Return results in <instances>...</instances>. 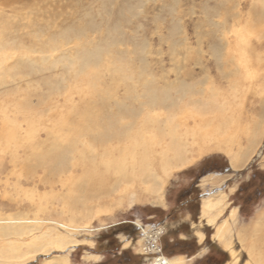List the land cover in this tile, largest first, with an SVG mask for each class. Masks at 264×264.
Returning <instances> with one entry per match:
<instances>
[{
    "label": "rangeland",
    "instance_id": "1",
    "mask_svg": "<svg viewBox=\"0 0 264 264\" xmlns=\"http://www.w3.org/2000/svg\"><path fill=\"white\" fill-rule=\"evenodd\" d=\"M107 43L130 62L132 74L145 69L160 86L176 82L174 95L182 85L192 88L197 104L180 115L193 161L187 168L128 166L131 177L122 180L92 150L65 171L41 165L82 122L71 108L91 102L66 64L84 46ZM113 62L103 64L101 88L119 86L122 98ZM248 155L235 171L233 161L241 166ZM209 174L228 180L211 190L217 183L204 180ZM232 186L230 205L210 226L204 199ZM233 209L238 222L229 238L238 264L251 261L250 252L264 259V0H0V229L26 232L0 236V264H42L59 256L70 264H152L141 239L158 225H168L153 240L162 243L160 258L228 264L231 249L214 234ZM196 233L205 235L203 243ZM43 234L47 238L33 239ZM51 241L79 247L62 251ZM11 244L18 248L7 258L2 251Z\"/></svg>",
    "mask_w": 264,
    "mask_h": 264
},
{
    "label": "bare ground",
    "instance_id": "2",
    "mask_svg": "<svg viewBox=\"0 0 264 264\" xmlns=\"http://www.w3.org/2000/svg\"><path fill=\"white\" fill-rule=\"evenodd\" d=\"M228 34L229 33H227V36ZM103 46L100 47L98 45L97 47L93 46V48H84L86 47L84 46L82 52L77 54L74 59L66 64L67 68L69 67L71 70L74 69L76 73L75 76H77L76 78L79 80L78 82L85 85L83 87L78 85V88L82 91L80 92L83 93V95H90L91 102L87 103L86 106L84 105L85 107L83 108H71V113L77 112L81 115L82 122L78 124V126L69 129L68 133L62 139L61 145L54 148L50 153H47L42 159L41 165H43L44 168L48 167L52 171H65L68 166H71V163L73 164V162L77 160V156L82 157L87 150H92L91 152L95 157H98V159L99 156L108 159L106 162L110 167L108 169H116L117 171H115L119 173L122 180L131 177L126 171L128 166L137 167L140 172H146L148 167H154L153 169L155 170V164L159 165V167L165 171L173 166L184 168L190 166L193 161L189 160L182 141L184 137L182 129L185 128L188 133V124L186 121H180V115L197 104V101L192 96H189L192 94V88L182 85L181 89L177 91V95H174L173 91H175L174 87L177 85L176 82L174 83L175 85L166 82L160 86L154 79L148 78V75H146L148 73H146L145 69L139 71L138 74L140 75L136 76L135 72L137 71H135V68H133L135 69V74L131 73L133 70L131 71L128 69L130 68V62L128 60H125L121 56L119 58L115 56L116 49L114 48V43H107L105 47ZM110 57H113L115 62V68H112L114 69L113 74L117 77L116 80L119 81V84H122V88L124 89L122 98H119L120 96L117 94V88L119 86H113L106 90L101 88V70L103 69L104 62ZM69 77L67 79H69ZM51 85L53 84L51 83ZM47 86L49 85L47 84ZM56 87H53L54 89L51 90L52 95L60 89ZM220 123H222V121L219 122V124ZM221 126L220 124V127ZM223 127L221 130L219 128L220 132L223 130ZM214 136H216V134H214ZM187 137L189 136L187 135ZM248 142H250V140ZM80 147L83 148V150H80ZM248 156V158L245 157L246 159L242 162L243 164L241 166H238L236 162L233 161L232 167L235 171L242 169L248 163L250 155ZM131 170H133V168ZM150 177H152V175L148 176V178ZM223 179H225V177L211 175L205 179V181H212L218 184ZM235 189L236 187L232 186L229 187L226 192H219L204 199L202 203V215L207 217L209 220V222H207L210 226L216 224L220 215L230 205L229 197L234 194ZM211 190H213V188ZM237 211V209H233L228 217L216 227V233L214 234V236L220 239L227 248L231 247L229 237L234 231L231 228L238 222ZM260 219L264 220V214L260 215L259 220ZM167 227L168 225H165L161 228H157L155 231H145L143 229V233L144 231L145 233L144 237L141 239L143 243L142 253L159 254V257H154L155 260H151H154L152 264H186L185 258L180 256L173 258L163 256L160 258V255L164 254L162 243L159 251H157V249H151L150 244L155 243L153 240H155L161 232L165 231ZM25 233L26 232L21 228L6 227L0 229V236L2 237H20L25 235ZM198 235L199 240L202 242L205 239V235L202 233ZM242 237L243 236L240 237V240L244 238ZM41 238H47V234L34 237L33 239L41 240ZM38 243L39 242H34V245L35 248L37 247L40 249V252L49 251L45 250L44 245ZM49 244L52 246L55 245L57 249L62 251L68 248L70 250H75L76 247H79L74 241H61L60 245L51 241ZM128 245H131L130 241ZM17 248L18 247L14 244H11L9 248L4 249L2 253L6 254L7 258H13L12 255H14ZM249 254L251 261L247 262V264H264V259L261 258L262 256L258 257L255 252H250ZM56 258L57 259L54 260L50 259L44 261L42 264H70L67 256H59ZM239 259V253L232 248L231 261L228 264H238Z\"/></svg>",
    "mask_w": 264,
    "mask_h": 264
},
{
    "label": "built area",
    "instance_id": "3",
    "mask_svg": "<svg viewBox=\"0 0 264 264\" xmlns=\"http://www.w3.org/2000/svg\"><path fill=\"white\" fill-rule=\"evenodd\" d=\"M144 227V226H143ZM146 227V226H145ZM149 227V226H148ZM157 228H160V226L158 225V226H151V230H156ZM141 230L143 231V228L141 227ZM157 243V242H156ZM160 246H158V243H157V246H154L153 245V249H157V251H159L160 250ZM148 255H152V257H151V259L150 260H152V259H154V257H159L158 255L159 254H154V253H149Z\"/></svg>",
    "mask_w": 264,
    "mask_h": 264
},
{
    "label": "crops",
    "instance_id": "4",
    "mask_svg": "<svg viewBox=\"0 0 264 264\" xmlns=\"http://www.w3.org/2000/svg\"><path fill=\"white\" fill-rule=\"evenodd\" d=\"M211 175H218V174H209L208 176H206V177H204V180L205 179H207L208 177H210ZM218 176H223V175H218ZM204 180H202V181H204ZM228 179H223V180H221L220 181V183H218L217 185H215L214 186V188H213V190H215V189H219L222 185H224V183H225V181H227ZM205 241V239L202 241V242H200V243H203ZM178 256V255H177ZM180 257H184V256H182V255H179Z\"/></svg>",
    "mask_w": 264,
    "mask_h": 264
}]
</instances>
